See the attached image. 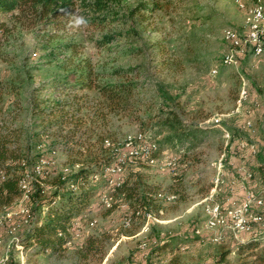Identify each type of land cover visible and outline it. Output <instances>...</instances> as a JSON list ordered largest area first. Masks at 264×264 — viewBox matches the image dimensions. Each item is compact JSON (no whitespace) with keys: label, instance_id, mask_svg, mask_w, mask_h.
Returning a JSON list of instances; mask_svg holds the SVG:
<instances>
[{"label":"rangeland","instance_id":"374dc122","mask_svg":"<svg viewBox=\"0 0 264 264\" xmlns=\"http://www.w3.org/2000/svg\"><path fill=\"white\" fill-rule=\"evenodd\" d=\"M139 1L143 0L112 1L104 23L83 29L67 27L70 13L84 16L77 3L70 13L60 15L59 27L55 23L43 26L40 21L19 26L9 18L10 14H0V22L8 27L0 34V105L6 123L19 129L22 143L27 134L40 127L56 133L52 117L47 113L36 114L33 107L39 103L49 104L54 97L69 100L75 94L79 103L86 106L80 112L91 113L94 107L101 106L102 98L96 90L78 87L76 78L68 71L88 62L96 73L94 82L133 84L125 109L108 113L104 124L98 127L104 137L120 143L126 133L141 130L147 138L157 141L159 159L168 154L177 156L176 165L163 171L153 165L132 162L125 165L120 176L126 185L136 181L139 191L152 185L154 192L175 194L172 200H165L161 195L145 198L143 210L150 211L153 219L144 222L139 216L126 227L121 220L131 209L129 202L131 205L135 202L136 192L129 201L121 199L116 187L108 185L103 177L91 176L102 166L93 168L82 184L91 190L88 203L72 220H77L80 235L59 253L45 252L35 257L31 252L29 264H99L105 255V264H232L248 259L230 251L225 261H217V253L230 248L234 240L226 229L202 226L206 197L214 186L213 162L223 150L220 130L212 125L210 117L223 114L222 123L232 135V146L226 150L222 168V182L216 185L219 188L216 198L229 185L237 190L239 186L232 180L238 179L235 167L240 163L253 172L252 181L245 183L263 193L264 178L259 167L264 164L260 147L264 135V48L256 55L245 52L237 65L220 62L223 29L231 27L239 34L245 31L243 11L233 0H157L159 6L151 11L137 8ZM102 34H113V38L98 45L94 40ZM68 42H74L75 48L64 46ZM213 65L217 70L211 75L209 69ZM53 79L66 81L60 92L51 87ZM241 81L247 86L249 99L238 111L230 113ZM254 101L258 106H254ZM169 108L179 114L185 127L198 125L201 130L188 139L163 140L164 132L155 121ZM245 109L250 111L252 126L240 129L239 124L247 114ZM59 133H64V129ZM239 138L257 142L258 154L251 157L237 151L233 142ZM65 159L64 151L57 146L56 157L52 159L56 169L65 164ZM101 192L110 193L114 198L109 210L96 204ZM16 204L17 199L13 197L4 205L11 208ZM89 220L93 221L90 225ZM145 223L146 230H141ZM102 230L109 236L102 241L101 257L97 258L98 254L79 256L77 248L86 235H98ZM257 230L254 235L264 238V227ZM140 237L168 240L149 258V253L143 257L137 250ZM11 256L8 264H18L16 250Z\"/></svg>","mask_w":264,"mask_h":264},{"label":"trees","instance_id":"16d2710c","mask_svg":"<svg viewBox=\"0 0 264 264\" xmlns=\"http://www.w3.org/2000/svg\"><path fill=\"white\" fill-rule=\"evenodd\" d=\"M112 1L118 0H0V14H10L9 18L19 26L34 25L40 21L43 26H51L55 23L54 26L59 27L61 25L57 21H60V15L70 13L74 4L77 3L82 9L81 13L87 18L88 25L98 26L107 20L108 8ZM157 6H159L157 0H143L137 2L136 7L151 11ZM131 10L133 11V9ZM63 17L65 18V15ZM7 29L8 27L0 22V34ZM112 38L113 34H102L94 41L96 44L102 45ZM74 44V42H68L64 46L72 49V47L75 48ZM68 71L76 78L78 87L96 90L102 98L99 101L101 106L94 107L91 113L88 110L80 112V108L84 105L79 103L77 95L73 94L69 100L65 99L66 97H54L49 104L42 103L40 105L39 103L38 106L33 107L36 114L47 113L52 117V125L55 126L56 133L46 132L44 128L40 127L33 133L27 134L24 143H22L23 139L19 129L6 123L2 116L4 111L0 105V174L2 176L0 178V206L7 204L20 193L17 185L20 175L24 171L33 172L34 179L31 183L32 190L29 199L32 220L29 231L21 239L24 248L31 247L33 254L45 250L50 253H59L65 248L63 244L66 237L70 235L72 220L75 214L88 203L91 194L90 187H83L82 182L90 174L89 171L99 166L103 167L114 158V152L110 147L103 145V139L106 137L98 127L104 124L108 113L119 110L122 112L125 109L133 88V84L128 81L94 82L96 73L88 62L77 67L74 66ZM65 84L64 79L51 81V87L55 88L56 92H60L62 85ZM155 122L164 132L163 140L188 139L201 130L198 125H192L190 128L185 127L179 114L171 108L166 110L164 115L156 118ZM62 129H64V133H59ZM142 133L144 134V132ZM57 146L65 153V164L56 169L51 162L48 165L39 166L35 171V166L41 158L53 159L54 156L56 157ZM231 146L232 142L229 141L227 147ZM32 148L33 152H31ZM74 163H78V166L74 167ZM133 163L149 165L142 160ZM65 167L67 170L64 169ZM69 182H77L78 188L76 190L69 189L67 185ZM123 182L121 180L118 185L114 186L121 195V199L129 201L135 192L137 196L132 205L129 202L130 211L146 203L145 198L148 196L159 197L160 191L154 192L155 188L152 185H147V190L139 191L136 181L131 185H126ZM113 201L114 198L111 205L105 208L106 210L111 208ZM108 236L103 230L98 235L97 233L86 235L77 248L78 255L87 258L98 254L97 258H100L103 251L102 241ZM167 240L168 238H163L151 250L155 251L164 247ZM230 251H234L238 256L248 258L240 259L239 262L232 264H264V243L258 236L245 237L241 242L234 241L230 248L217 253L216 260L225 261L224 257ZM217 264L219 263L217 262Z\"/></svg>","mask_w":264,"mask_h":264},{"label":"built area","instance_id":"2783aa9c","mask_svg":"<svg viewBox=\"0 0 264 264\" xmlns=\"http://www.w3.org/2000/svg\"><path fill=\"white\" fill-rule=\"evenodd\" d=\"M233 1L243 11L245 31L243 34H239L231 27L223 29L224 48L221 52L220 62L229 66L237 65L239 58L245 52L248 51L252 55H256L264 48V0ZM216 70V65H213L209 69V72L211 75H214ZM248 99L249 92L247 86L244 84V81H241L237 89L234 109H231L230 113L238 111L240 106ZM253 104L254 106H258L256 101ZM245 112L247 114L239 124L240 129L252 126L249 118V109H245ZM222 117L223 114L221 113L210 117L212 125L220 130L223 139V150L213 162L214 186L206 197L208 202L204 204L205 217L202 226L210 229H226L234 241L241 242L245 239L244 235L246 236L254 232L255 229L263 225L264 190L262 191L263 193H259L260 191L253 190L249 184L245 183V181H252L253 172L250 168H246L240 163L235 167V170L239 173L238 179L232 180L235 185L239 186L237 190L234 191L232 188L234 186L229 185L228 189L222 193L223 195L221 194L219 198H216L215 195L219 194V188L216 185L217 183H221V178H223L222 168L227 146L229 141L232 142L231 132L223 125ZM233 144L237 151H241L251 157H255L260 149L257 142L241 138L236 139ZM103 145L110 147L114 152V158L110 163L104 165L99 172L93 173L91 176L94 179L98 176L103 177L105 182L111 186H116L121 182L120 174L129 162L133 163L137 160H142L149 165L155 166L160 171L171 169L177 163V156L175 154H168L159 159L157 157V153L159 152L158 143L152 138H147L139 130L134 133H126L120 143H113L104 138ZM260 147L264 153V135L260 141ZM51 162L52 159L50 158H41L35 166V171L39 166L48 165ZM73 166H78V163H74ZM64 169L67 170V167ZM259 169L264 178V164ZM33 179V172L24 171L17 182L20 193L15 197V200L17 199L16 206L6 208V205H2V208H0V264H8L10 262L13 250H16L18 254V264H29L28 256L31 254L32 248H24L21 239L29 231L31 225L32 209L29 199ZM67 185L71 190L78 188L77 182H69ZM158 195H161L165 200H172L175 197V194L171 192L159 193ZM112 200L113 197L110 193L101 192L97 195L96 204L106 208L111 205ZM143 209H145L144 205L125 214L121 220L122 226H129L132 219L139 216L145 220L144 222L153 219L151 212ZM92 222V220H89L88 224L90 225ZM78 227L77 220L72 222L70 235L66 237L64 246L69 245L74 238H77L76 236L80 235L81 228ZM141 230H146V223L142 225ZM194 230L197 231V228ZM163 238L165 237H140L137 243V250L140 251L141 256L145 257V254L151 251L150 244H159ZM216 238L213 237L215 240ZM106 260L107 257L105 255L99 264H105Z\"/></svg>","mask_w":264,"mask_h":264},{"label":"clouds","instance_id":"9594fccd","mask_svg":"<svg viewBox=\"0 0 264 264\" xmlns=\"http://www.w3.org/2000/svg\"><path fill=\"white\" fill-rule=\"evenodd\" d=\"M88 25V20L85 16L80 15L76 12L69 14L67 27L69 29H83Z\"/></svg>","mask_w":264,"mask_h":264},{"label":"crops","instance_id":"0c3cea01","mask_svg":"<svg viewBox=\"0 0 264 264\" xmlns=\"http://www.w3.org/2000/svg\"><path fill=\"white\" fill-rule=\"evenodd\" d=\"M255 191H257V190H255ZM264 227V224L261 226V227H258L257 229H259L260 230V228H263ZM259 230H257V231H259ZM254 234H256L255 233V230H254V232H252V233H249V234H247L246 235V237H249V236H253ZM255 236H258L260 239H262V242L264 243V238H261V236L262 235H255ZM66 247V246H65ZM179 247L181 248V247H184V245L183 244H181V245H179ZM179 248V249H180ZM182 249V248H181ZM157 250H155V251H150V253L148 254L149 256L148 257H150V256H152V254L154 253V252H156ZM45 252H48V253H50L48 250H46V251H44V252H38V253H34L33 255L35 256V257H37V256H40L41 254H46ZM50 254H53V253H50Z\"/></svg>","mask_w":264,"mask_h":264}]
</instances>
